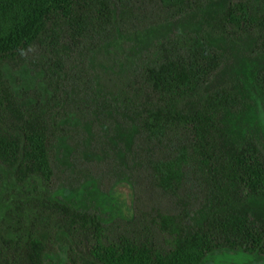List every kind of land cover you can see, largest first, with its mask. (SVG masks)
I'll return each mask as SVG.
<instances>
[{
  "label": "trees",
  "instance_id": "16d2710c",
  "mask_svg": "<svg viewBox=\"0 0 264 264\" xmlns=\"http://www.w3.org/2000/svg\"><path fill=\"white\" fill-rule=\"evenodd\" d=\"M155 1L173 19L194 17L200 3ZM135 4L0 0V167L44 189L26 225L0 234V264H204L218 251L264 259V146L236 138L239 103L210 90L228 41L253 37L264 54V0L227 1L209 27L161 45L139 71L126 66L106 90L92 87L94 61L135 29ZM5 68L42 75L45 93L15 90ZM254 85L264 95V69ZM99 128L106 142L94 141ZM63 166L83 177L79 201L49 191ZM106 175L132 189L130 216L86 199L106 197Z\"/></svg>",
  "mask_w": 264,
  "mask_h": 264
},
{
  "label": "rangeland",
  "instance_id": "374dc122",
  "mask_svg": "<svg viewBox=\"0 0 264 264\" xmlns=\"http://www.w3.org/2000/svg\"><path fill=\"white\" fill-rule=\"evenodd\" d=\"M227 1L229 0H200L199 9L194 17L173 19L167 16V12L155 0H136L130 18L135 29L131 34L107 48L94 61L90 68L93 76L91 86H102L103 90H106L111 81L121 78L120 75L125 72L123 68L126 66L128 69L139 71L144 64L154 62L159 56L158 50L161 45L168 46L169 42L181 36L192 34L201 27H209ZM222 51L224 53L223 68L210 84V90L226 89L234 94L239 103L236 116L230 120L231 131L236 138L253 137L264 146V95L254 85V75L264 69V54L255 46L253 37L228 41L224 44ZM5 73L15 90L27 91L34 98L45 93L42 75L27 68L19 70L5 68ZM93 134L95 142H106L101 128L94 129ZM113 156L111 152H108L105 158L112 160ZM101 168H104V165ZM93 173L100 177L102 170L97 169V172L93 170ZM80 178L83 177H79V170L63 166L62 173L58 174L49 191L58 197H62L69 191L70 199L79 201ZM100 185L101 192L106 197L96 201L95 195H88L86 199L96 205L100 204L101 211L112 218L130 216L134 199L130 186L125 183L115 184L113 176L104 178ZM43 191L41 185L16 182L7 171L0 167L1 235L13 237L16 229L26 225L25 220L22 219H27V215L34 211L35 200L41 199ZM196 196L198 199L194 198L192 202L197 206L198 203L200 205L203 197L199 198V194ZM83 201L86 202V200ZM262 207L264 211V206ZM37 223L41 222L37 221ZM204 264H264V259L229 251H218Z\"/></svg>",
  "mask_w": 264,
  "mask_h": 264
}]
</instances>
